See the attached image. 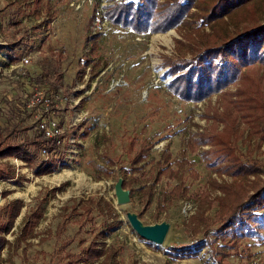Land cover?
Wrapping results in <instances>:
<instances>
[{"label":"rangeland","instance_id":"1","mask_svg":"<svg viewBox=\"0 0 264 264\" xmlns=\"http://www.w3.org/2000/svg\"><path fill=\"white\" fill-rule=\"evenodd\" d=\"M112 1L45 0L42 19L47 18L48 4L55 16L52 23L46 26L40 23L42 19H36L31 13L32 0H0V99L3 102L8 99L12 105L23 99L27 102L25 95L40 85L32 83L30 78L40 74L42 68H47L52 76L53 69H57L61 78L51 76L42 86L56 99L58 115L63 117L60 121L65 128V137L69 139L78 136L87 127L91 129L89 137L81 138L78 143L80 153L77 156L69 153L66 142L59 156L48 159L56 161L57 167L52 173L36 175L35 166L19 158L0 161V168L10 162L16 171L13 179L0 177V218L4 216L3 208L12 200L21 199L24 202L8 239L14 241L21 233L28 213L38 209L44 212L36 230L37 236L31 244L23 242L13 252L12 258L16 264H52L50 254L55 248L73 239L54 264H81L79 253L99 229L104 228L105 214L95 213V223L90 221L83 232L78 231V218H72L58 234L66 212L64 207L72 206L73 199L102 196L112 202L123 221L106 239L108 245L120 249L121 264H264V208L258 211L261 221L259 235L241 238L233 249H229L232 254L223 261L219 257L221 249L218 244L221 241L215 247L206 244L196 257L176 258L173 255V248L193 247L214 238L212 231L196 233L190 224L192 216L199 210V202L194 195L207 191L212 178L220 183H232L234 179L207 166L201 154L203 150H216V147L203 145L185 155L190 163L185 166L184 175L190 197L176 199L169 207L161 208L166 204L164 194L177 184L175 180L164 177L156 185L154 202L147 207L139 189L152 182L150 174L156 162L164 160L167 151L172 154L173 167L179 165L187 139L206 131L213 123L212 119L204 116L206 110L210 107L211 112L214 109L224 110L222 96L225 90L196 102L171 94L167 84L173 76L165 63L167 57L179 56L177 40H185L181 30L172 28L166 32L139 34L116 26L107 19H103L107 22L104 25H99L97 19L92 22L93 33L98 30L103 32L99 49L94 54L100 74L92 79L91 67L84 64L90 49L87 35L91 28V16L96 10L98 16L103 15L105 6ZM193 11L197 9L193 8ZM226 20L228 22V18ZM14 21L18 23L13 24ZM206 31L210 32V28L207 27ZM187 45L185 48L189 49L190 44ZM10 54L20 57L16 63L20 65L18 70L11 71V65H7ZM26 55H30L31 60L23 66ZM83 68L86 69L84 75L81 72ZM259 70L264 74V67ZM18 74L24 75L22 86L15 81ZM27 85L31 87L26 89ZM58 87L64 89L60 98H56L54 91ZM229 89L236 90V86L231 85ZM77 99L79 104L74 107ZM2 106L7 108L6 104L2 103ZM80 111L89 113L82 121L73 124L72 117ZM35 123L36 119L30 115L25 117L23 126ZM223 126L220 125V128ZM250 129L249 124L240 123L239 130L243 133L240 147L243 152L250 151L264 163V143L259 137L249 140ZM36 134L34 127L22 137L31 139ZM144 138L155 142L144 164L147 175L141 176V181L129 188L130 200L119 203L115 186L120 178L124 179L119 166H128L133 147L131 143L134 141L138 145ZM107 155L117 160L118 166L111 169ZM217 155L218 151H214L208 156L215 159ZM105 170L111 175L103 176ZM192 170L198 173L197 178L192 175ZM261 176L264 178V173ZM215 194H221V191L217 190ZM217 208L215 203L207 214L214 217ZM129 212L137 213L145 224L169 222L170 230L165 242L157 245L140 237L130 224ZM3 257H8L7 250L3 252Z\"/></svg>","mask_w":264,"mask_h":264},{"label":"trees","instance_id":"2","mask_svg":"<svg viewBox=\"0 0 264 264\" xmlns=\"http://www.w3.org/2000/svg\"><path fill=\"white\" fill-rule=\"evenodd\" d=\"M44 2L45 0H32L31 13L38 20L42 19ZM193 8L197 11H193ZM104 10L100 16L97 10L93 12L91 28L87 35L90 49L84 64L91 67L92 79L100 74L94 54L99 49V40L103 35L99 30L92 32V22L97 19L100 25L103 19H107L116 26L131 29L139 34L166 32L172 28L181 30L185 40H177L180 45L179 56L167 57L165 63L170 67L168 72L173 76L167 84L171 94L185 101L196 102L225 90L222 96L224 110L214 109L213 113L211 107L206 110L204 116L212 119L213 123L206 131L198 132L187 139L179 165L173 167L172 154L167 151L164 160H158L150 174L152 182L139 189L147 207L154 202L156 185L164 177L175 180L177 184L164 194L166 204L161 208L169 207L176 199L190 197V188L185 185L184 178L185 166L190 163L185 155L197 151L203 145L215 146L216 150H203L201 155L209 168L229 174L234 182L220 183L212 178L207 191L194 195L199 202V210L190 221L196 233L212 231L214 238L193 247L173 248V255L176 258L196 257L206 244L215 247L217 242L221 241V244H218L221 249L219 257L223 261L232 254L229 249H233L241 238L259 235L261 221L258 219V211L264 208V178L261 176L264 173V163L255 158L250 151L243 152L239 143L243 135L239 130L242 121L251 127L249 140L251 137H259L264 143V74L259 70L264 67V0H113ZM54 17L48 4L47 18L42 19L40 23L49 26ZM226 18L228 22H225ZM207 27L210 28V32L206 31ZM187 44H190L189 49L185 48L188 47ZM19 60L17 54H10L7 65L16 64ZM53 72L52 76L47 68H42V72L30 80L35 84H44L51 76L61 78V73L57 69H53ZM81 72L84 75L86 69L83 68ZM17 77L15 81L21 85L24 75L18 74ZM231 85L236 86V90L229 89ZM8 101L6 99L3 102V99H0V161L11 157L19 158L35 166L36 175L54 172L57 167L56 161L45 160L42 156V149L50 144V140L38 129L37 122L23 126L25 117L33 115L27 108V102L23 99L17 105H12ZM2 103L6 104L7 108L2 106ZM222 124L224 126L220 128ZM34 127L37 129L34 138L22 137V134ZM90 133L91 129L87 127L78 138H88ZM154 144L150 138L142 139L138 145L134 141L131 143L133 147L128 166H119L124 176L125 189L132 188L135 183L141 181V176L147 175L144 164ZM55 147L53 145L51 149ZM214 151H218L215 159L208 156ZM53 157L55 156L52 155L51 158ZM107 157L111 169L118 166L117 160L108 155ZM110 175V171H104L103 176ZM192 175L198 177L194 170ZM252 176L255 178H251ZM0 177L8 179L16 177V171L10 162H6L4 167L0 168ZM217 190L221 191V194H215ZM72 201L74 202L72 206L64 207L66 212L58 234L72 218H78V231L83 232L90 221L95 223V213L105 214L104 228L99 229L91 242L83 247L79 253V262L121 264L120 249L106 242L108 234L123 223L116 207L102 196ZM215 203L218 204V208L214 217H210L207 212ZM23 207V200L14 199L3 208L4 216L0 218V264L5 262L16 264L12 258L13 252H16L23 242L31 244L32 239L37 236L36 230L44 215L41 209L28 213L21 233L14 241L7 237L15 227ZM72 241L73 239L56 247L50 254V263L54 264ZM6 250L8 257H3Z\"/></svg>","mask_w":264,"mask_h":264},{"label":"built area","instance_id":"3","mask_svg":"<svg viewBox=\"0 0 264 264\" xmlns=\"http://www.w3.org/2000/svg\"><path fill=\"white\" fill-rule=\"evenodd\" d=\"M101 23L104 25L107 22L102 21ZM30 60V55L24 56L23 66L30 63ZM19 67L20 65L18 64H12L10 69L11 71H15L18 70ZM63 91L64 89L60 88L58 92H55L56 98H60V96L63 94ZM25 96L27 98V108L33 112L38 129L42 132L45 138L50 140V144L42 149V156L45 158V160L50 159L52 155L55 157L59 156L63 151L66 142L69 153L77 156V154L80 153V146L78 145L80 140H78L75 135L69 139L65 137V128L57 116L58 110L55 104L56 99L53 97V95L49 94L46 91V88L40 84ZM74 103V106L76 107L79 104V99L75 100ZM87 114L88 112L86 111H80L74 117L73 124H77L78 122L82 121L83 117ZM53 145L56 146L55 149H51V146Z\"/></svg>","mask_w":264,"mask_h":264},{"label":"water","instance_id":"4","mask_svg":"<svg viewBox=\"0 0 264 264\" xmlns=\"http://www.w3.org/2000/svg\"><path fill=\"white\" fill-rule=\"evenodd\" d=\"M123 184L124 179L120 178L115 186L117 201L119 203H126L130 200V190L125 189ZM127 217L133 229L143 239H146L149 242H153L157 245H162L165 242L170 230L169 222L163 221L155 224H145L140 219L139 215L134 212H129Z\"/></svg>","mask_w":264,"mask_h":264},{"label":"crops","instance_id":"5","mask_svg":"<svg viewBox=\"0 0 264 264\" xmlns=\"http://www.w3.org/2000/svg\"><path fill=\"white\" fill-rule=\"evenodd\" d=\"M39 54H40V52H39ZM29 87H31V86L27 85V86H26V89L29 88ZM60 88H62V87L54 88V91H57V92H58ZM24 90H25V89H24ZM80 101H81V100H80ZM74 107H75V106H74ZM87 112H88V111H87ZM88 113H89V112H88ZM77 114H78V113H75V115L72 117V119H74V117H75ZM87 115H88V114H87ZM87 115H86V116H87ZM57 116H58V118H59L60 120L63 119V117L61 118L58 114H57ZM76 138H78V136H76ZM78 140L81 141V138H78ZM78 143H80V142H78Z\"/></svg>","mask_w":264,"mask_h":264}]
</instances>
